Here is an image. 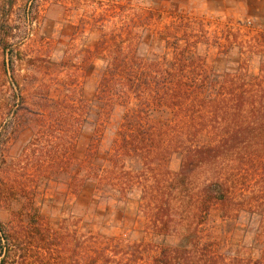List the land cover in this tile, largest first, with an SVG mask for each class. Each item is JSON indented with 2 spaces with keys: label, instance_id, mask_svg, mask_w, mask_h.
Segmentation results:
<instances>
[{
  "label": "rangeland",
  "instance_id": "rangeland-1",
  "mask_svg": "<svg viewBox=\"0 0 264 264\" xmlns=\"http://www.w3.org/2000/svg\"><path fill=\"white\" fill-rule=\"evenodd\" d=\"M0 223L4 264H264V1L0 0Z\"/></svg>",
  "mask_w": 264,
  "mask_h": 264
},
{
  "label": "trees",
  "instance_id": "trees-1",
  "mask_svg": "<svg viewBox=\"0 0 264 264\" xmlns=\"http://www.w3.org/2000/svg\"><path fill=\"white\" fill-rule=\"evenodd\" d=\"M161 102H169L170 99L168 97H160ZM119 136L121 138L120 146L126 148V153H136L138 155H142V153L145 155L144 158H148L149 156H153V159H157L156 155H152V148L156 145L160 146L161 137H158L157 135H153L151 131L148 129L133 127L131 129H128L127 131H121L119 133ZM259 133L257 132V129H248L243 127L235 128V130L232 132V134L228 137H226L224 140L220 142V144L209 146V147H203V146H194V147H188V150L186 152V158L190 160L193 164H198L200 162H203L207 159L216 158L219 157L221 154L219 152H223V150L226 148V146H232L233 149H239L238 142L240 143L241 139V145H245L247 142H251V139L259 138ZM250 138V139H249ZM254 150H258L257 146H254ZM159 155V151H157ZM143 156V155H142ZM182 171H185V167ZM178 174L177 176H179ZM176 176H173L171 179V183L173 185L174 179ZM149 179L145 180L144 188H149ZM155 182V188L158 191L162 190L163 185L161 184V180L153 181ZM223 185V184H222ZM218 185V187L222 186ZM151 188H154L151 187ZM166 191L162 193V198L164 199L163 203H157V207L154 209L155 213L151 217L154 221V226L158 229V231L167 230L168 232L170 230V202L165 199V197L171 196L172 193V186L165 187ZM170 192L169 194H167ZM229 199V195L224 191H219L217 188H213V185L204 186V197L202 201V207L201 211L202 213H208L210 210V207L212 205L213 201L217 202H223L227 203ZM6 241H5V231L3 225L0 223V264H4V253L6 251ZM168 248L165 247L162 251V254L158 260V264H168L170 257L167 254Z\"/></svg>",
  "mask_w": 264,
  "mask_h": 264
},
{
  "label": "crops",
  "instance_id": "crops-1",
  "mask_svg": "<svg viewBox=\"0 0 264 264\" xmlns=\"http://www.w3.org/2000/svg\"><path fill=\"white\" fill-rule=\"evenodd\" d=\"M257 1H261V0H245V2H249L250 4H252V3H255V2H257ZM264 1V0H263Z\"/></svg>",
  "mask_w": 264,
  "mask_h": 264
}]
</instances>
